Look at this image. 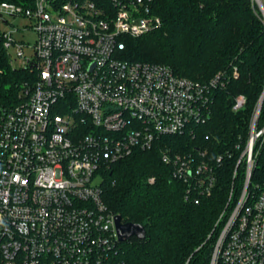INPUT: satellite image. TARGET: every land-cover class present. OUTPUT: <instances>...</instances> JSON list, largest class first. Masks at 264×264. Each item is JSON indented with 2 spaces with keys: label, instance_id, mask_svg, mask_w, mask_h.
I'll return each mask as SVG.
<instances>
[{
  "label": "built area",
  "instance_id": "1",
  "mask_svg": "<svg viewBox=\"0 0 264 264\" xmlns=\"http://www.w3.org/2000/svg\"><path fill=\"white\" fill-rule=\"evenodd\" d=\"M252 2L264 23V0ZM5 13L29 17L38 37L29 54L0 26V48L24 71L0 94V264H128L119 259L102 171L162 136H195L211 118L223 73L204 82L168 64L125 59L123 36L161 24L146 0H3L0 25ZM244 104V95L232 101L234 109ZM260 111L258 104L242 154L244 188L211 264H264V177L250 189L264 153ZM206 156L162 150L175 177L200 194L216 180Z\"/></svg>",
  "mask_w": 264,
  "mask_h": 264
},
{
  "label": "trees",
  "instance_id": "2",
  "mask_svg": "<svg viewBox=\"0 0 264 264\" xmlns=\"http://www.w3.org/2000/svg\"><path fill=\"white\" fill-rule=\"evenodd\" d=\"M146 2L161 24L141 36H123L122 56L168 64L177 75L204 82L222 72L226 84L216 91L211 118L196 127L195 136H162L153 148L137 149L103 170V197L112 212L147 231L143 239L133 236L120 242L119 259L128 264H211L217 239L245 184L247 161L242 154L264 92V23L252 0ZM23 75L22 69L11 67L1 47L0 94L13 89ZM238 95H244L245 104L234 109L228 100ZM262 126L264 99L258 121ZM166 147L182 153L206 150L216 178L210 194H192L175 177L173 166L162 160ZM263 177L264 153L257 157L250 189Z\"/></svg>",
  "mask_w": 264,
  "mask_h": 264
},
{
  "label": "rangeland",
  "instance_id": "3",
  "mask_svg": "<svg viewBox=\"0 0 264 264\" xmlns=\"http://www.w3.org/2000/svg\"><path fill=\"white\" fill-rule=\"evenodd\" d=\"M6 22H1V29L12 31L14 38L24 43V48L27 53H31L32 45L37 40V31L34 28L32 20L23 15H13L5 13ZM11 53L15 57L16 48L12 47L10 49ZM17 63H20L19 60Z\"/></svg>",
  "mask_w": 264,
  "mask_h": 264
},
{
  "label": "water",
  "instance_id": "4",
  "mask_svg": "<svg viewBox=\"0 0 264 264\" xmlns=\"http://www.w3.org/2000/svg\"><path fill=\"white\" fill-rule=\"evenodd\" d=\"M264 99V92L260 98V107L262 105ZM232 103V99L228 100V104ZM116 228L118 232V237L121 242L129 240L131 237H137L143 239L146 237L147 231L143 224L132 222V221H124L123 217L120 214H116L115 216Z\"/></svg>",
  "mask_w": 264,
  "mask_h": 264
}]
</instances>
